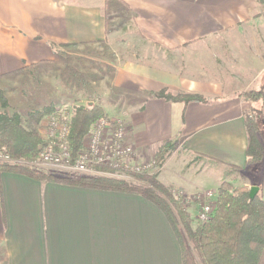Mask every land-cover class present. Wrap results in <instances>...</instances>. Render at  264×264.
I'll use <instances>...</instances> for the list:
<instances>
[{"label":"crops","instance_id":"crops-1","mask_svg":"<svg viewBox=\"0 0 264 264\" xmlns=\"http://www.w3.org/2000/svg\"><path fill=\"white\" fill-rule=\"evenodd\" d=\"M262 7L258 0H0V80L47 68L69 46L84 58L107 50L115 105L102 107L129 122L134 162L173 141L159 181L190 199L217 197L214 186L241 183L246 172L249 105L240 94L247 87L242 77L229 86L227 75H264ZM212 68L222 81L207 77ZM164 88L208 100L185 106L155 97ZM261 182L264 199V171ZM197 208L189 207L193 228ZM0 264H183V250L165 213L142 195L0 171Z\"/></svg>","mask_w":264,"mask_h":264},{"label":"trees","instance_id":"trees-1","mask_svg":"<svg viewBox=\"0 0 264 264\" xmlns=\"http://www.w3.org/2000/svg\"><path fill=\"white\" fill-rule=\"evenodd\" d=\"M264 7V0H258ZM240 96L248 103L245 115L246 131L249 138L245 171L264 159V136L260 129L264 126V84L258 89L242 92ZM155 97L168 102H179L187 106L191 102H206L208 99L193 93L175 92L164 88ZM0 154L12 161L0 162V171L17 172L37 180L67 184L80 187L121 191L142 195L157 205L170 221L182 245L183 264H259L264 251V199L262 182L259 192L250 199L247 186L235 187L233 182H221L216 199V209L205 223H197L195 228L189 212L190 201L176 195L157 178L167 155L175 148V142L164 143L155 155L152 166L154 172L127 173L144 184L129 180L89 176L74 172L57 174L42 167L30 165L38 160L48 142L38 133L26 129L18 113L10 114L8 98L0 86ZM56 107L51 104L41 111H34L31 116L35 122L56 114ZM107 116L104 108L76 106L70 120V133L67 138L71 164H75L83 138L91 126L101 117ZM232 169H239L232 167ZM100 171L113 173L107 168ZM256 185V184H255ZM257 186V185H256Z\"/></svg>","mask_w":264,"mask_h":264},{"label":"rangeland","instance_id":"rangeland-1","mask_svg":"<svg viewBox=\"0 0 264 264\" xmlns=\"http://www.w3.org/2000/svg\"><path fill=\"white\" fill-rule=\"evenodd\" d=\"M262 8L261 18L264 20V7ZM262 28L264 30V26ZM108 55V51L105 50L104 52L97 54V58L94 57L92 52L88 54V56H90L89 58H84L82 55L78 54L76 48L69 46L66 48L65 53L60 56V60L57 63L47 65V68L35 69L30 74L25 73L19 75V77L18 75H15L13 78L10 76L0 80V86L9 102L7 111L10 114L18 113L26 129L28 128V130L38 133L44 141H47L49 115L43 117L40 122H35L31 116V113L34 111H41L51 104L56 107L55 113L63 112L62 114H73L74 108L76 106H93L95 104L104 106L107 110H110L111 107H114L115 103L110 102L111 92L107 90L106 87L108 85L109 75L112 74L111 72L114 68H112L109 63L114 60L109 59ZM103 56L105 57L101 58ZM249 56L251 59L250 54ZM210 70L208 69V78L213 76L217 77L219 81H222L220 80V78H223L222 74H216L214 68ZM227 76L229 78V86L233 80L235 82L237 78H239V81L240 77L244 78L242 82L240 81L242 84L241 86L247 87L244 88L245 90H243V92L251 89H258L264 84V75L259 77L257 75L248 73L247 75L228 74ZM14 78L19 79L15 82V80H13ZM50 78L51 82H44ZM249 81L252 83V88L249 87ZM99 82L103 83L100 84ZM100 86H102L103 89ZM229 92L230 90H227L224 93ZM0 111H3L1 104ZM107 115L110 116V114ZM114 115L117 116L118 112H115ZM127 123L129 124V122ZM260 133L264 136V126L261 127ZM155 155L143 153V157L147 159L152 156L155 157ZM168 155L166 159L168 158ZM4 161V158L0 154V162ZM159 169L160 168L157 169V172ZM263 171L264 159L261 162L251 166V168L243 174L244 177L240 178L241 183H234L235 187L244 186L242 183L244 180L249 183L258 184L261 181V175ZM226 180L228 179L226 178ZM129 181L144 184L142 181L134 177ZM216 187L214 186V191H217L218 188ZM168 188L173 189L171 187ZM173 191L174 193L177 192V195L183 196L185 200L190 201L189 207L191 205H196L198 207L200 206L201 200L197 199L198 195H195L193 197L195 199L193 200V198H188L181 189H173Z\"/></svg>","mask_w":264,"mask_h":264},{"label":"built area","instance_id":"built-area-1","mask_svg":"<svg viewBox=\"0 0 264 264\" xmlns=\"http://www.w3.org/2000/svg\"><path fill=\"white\" fill-rule=\"evenodd\" d=\"M59 112L48 117V145L39 155L36 162L30 165L46 167L50 164L58 165L67 172H74L89 176H106L125 179L127 173L150 172L154 164L152 158L144 163H135L136 147L129 141L130 125L126 120L115 116H105L97 120L85 135L79 156L75 164H71L67 138L70 133L72 113ZM61 114V115H58ZM5 161H12L4 157ZM107 168L113 173L100 171ZM177 195L178 193L175 192ZM200 201L196 223H205L216 209V195L207 191L197 194Z\"/></svg>","mask_w":264,"mask_h":264},{"label":"water","instance_id":"water-1","mask_svg":"<svg viewBox=\"0 0 264 264\" xmlns=\"http://www.w3.org/2000/svg\"><path fill=\"white\" fill-rule=\"evenodd\" d=\"M258 192H259V187L258 186H252L250 189V194H249L250 199L253 200Z\"/></svg>","mask_w":264,"mask_h":264}]
</instances>
